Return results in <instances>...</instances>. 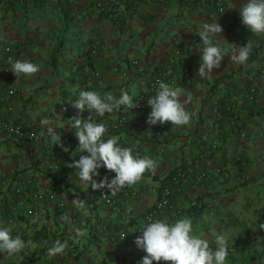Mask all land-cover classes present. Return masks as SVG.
Wrapping results in <instances>:
<instances>
[{
	"label": "crops",
	"instance_id": "crops-1",
	"mask_svg": "<svg viewBox=\"0 0 264 264\" xmlns=\"http://www.w3.org/2000/svg\"><path fill=\"white\" fill-rule=\"evenodd\" d=\"M95 1L0 0V118L21 123L42 135L43 119L60 112L65 118L78 114L74 100L87 86L115 96L126 90L135 97L149 77L134 72L130 61L137 59L151 70L166 59L170 50L179 48V65L192 70L191 77L176 86L190 97L186 107L192 113L191 123L171 124L164 134L157 136L148 123L144 129L137 130L130 122L105 136L116 135L132 149L153 154L158 162L157 169L146 171L136 184L115 193L104 189L116 198L121 213L106 206L100 198L103 189L82 183L75 168L70 166L77 156L71 153L78 145L72 130L62 125L59 128L61 133L64 131L65 145H70L69 152L59 145L52 146L45 135L37 142L0 130V202L7 205L14 200L13 187L18 181H23L24 188L30 192L41 190L56 195L55 200L31 197L30 211L15 215L11 222L6 217L0 218V225L9 226L14 236L19 235L27 242L19 253H0V264H137L146 253L135 244L136 228L156 201L162 176L185 162H193L211 173L218 166L222 168L221 174L213 173L215 177L211 174L203 182L190 186L191 193L187 196L176 195V201L185 208L183 216L194 221L197 234H205L209 242H215L219 234L213 226L221 218L225 221L230 211L225 206L219 208L223 203L218 196L208 193L222 186L216 185L219 180L229 179L238 185L242 177L253 176L264 168V114L246 113L252 105H264V36L251 33L242 23L238 11L240 0H226L222 13L194 0L165 3L106 0L109 5L106 11H99ZM216 19L222 25L221 36L225 40H221L225 46L231 42L239 47L251 41L252 48L259 50L251 52L255 59L245 64L235 63L226 55L220 67L201 77L198 31L204 22ZM94 40H100L96 55L91 52ZM6 46L11 48V61L31 60L40 65V71L19 79L12 71H4ZM10 62L5 66L10 67ZM114 65L118 67L116 70ZM97 69L102 70V76L90 78ZM222 74L232 76L220 84L216 96L205 101L210 84ZM249 89L255 94L252 102L246 96ZM228 91L237 110H243L232 122L234 132L226 129L223 122L220 125L214 115L215 98ZM120 111L128 112L123 106ZM82 116L88 118L89 113ZM117 116L114 111L103 117L93 114L92 118L102 122ZM213 139L221 142L217 152L210 148ZM160 147L164 148L163 153L158 152ZM99 171L97 180L104 175L110 178L115 175L106 168ZM132 190L140 195L126 194ZM223 195L220 196L224 199ZM77 196L86 200L85 209L74 206L72 199ZM196 196H203L206 207L193 214L189 208ZM60 202L62 206L58 207ZM183 216L171 213L168 218ZM77 228L84 235L74 239ZM57 239L68 241L66 250L49 257L46 250Z\"/></svg>",
	"mask_w": 264,
	"mask_h": 264
},
{
	"label": "clouds",
	"instance_id": "clouds-1",
	"mask_svg": "<svg viewBox=\"0 0 264 264\" xmlns=\"http://www.w3.org/2000/svg\"><path fill=\"white\" fill-rule=\"evenodd\" d=\"M238 11L242 23L251 33L264 36V0H240ZM222 25L215 21H206L198 31L201 38L199 47L200 61L198 75L207 77L214 67L221 65L223 58L228 55L232 61L245 64L250 56L253 44L235 47L234 43L225 46V40L221 33ZM8 67L17 79L30 77L40 71V65L31 60L16 59L10 62ZM157 90L147 98V104L151 111L147 116L149 125L171 122L172 125H190L192 113L186 105L190 97L185 95L181 87L172 86L165 80L157 81ZM183 97V99H182ZM138 100L126 90H121L119 96L112 93H101L96 90H81L74 100V106L78 109L76 116L65 118L63 112L55 113L49 118L43 119L45 131L53 145H59L65 152L70 151V145H65L60 126L73 131L78 138V146L72 151V155L80 154L79 159H74L70 166L77 169L76 175L82 183L91 185L93 189H107L113 193L124 187L132 186L140 181L146 171L154 172L158 167L157 160L150 155H135L133 149L124 146L120 138L111 135L105 138L108 126L105 122L94 120L93 114L103 117L106 113H112L122 106L128 109L134 108ZM87 111L88 118L81 114ZM87 153V154H84ZM106 168L115 173L111 178L102 176L99 180L100 169ZM74 206L83 210L86 208L85 199L77 196L72 199ZM63 215V214H62ZM65 219H67L65 217ZM140 235L136 236L135 244L146 255L137 264H153V261H170L171 264H226L230 251H232L227 235L215 236L214 247L210 246L205 234L198 235L194 227V221L188 217H178L174 220L167 217L151 218L142 227L138 228ZM127 234V233H126ZM126 234L120 238L124 239ZM84 235L80 228L75 230L74 239ZM68 241L61 242L57 239L51 247L47 248L49 257L63 254ZM27 246V242L19 235H13L12 229L6 225H0V253L13 255L21 252Z\"/></svg>",
	"mask_w": 264,
	"mask_h": 264
},
{
	"label": "built area",
	"instance_id": "built-area-1",
	"mask_svg": "<svg viewBox=\"0 0 264 264\" xmlns=\"http://www.w3.org/2000/svg\"><path fill=\"white\" fill-rule=\"evenodd\" d=\"M137 1V0H134ZM159 1L160 3L165 2H176L178 0H155ZM192 1V0H189ZM198 3H203L211 6L216 12L222 13L225 10L226 7V0H194ZM95 7L99 11H106L109 9V5L107 4L106 0H96L95 1ZM100 40H94L91 44V52L93 55H96L99 50ZM5 51V57L4 59V71L9 70L7 66H5L7 63H9L12 60V54H11V48L10 46H6L4 48ZM180 55L179 48H173L170 50L168 56L163 62H160L157 66H153L151 70H149L148 67H145V64H141L137 59H132L130 61V66H132V70L134 72L141 74H151L149 79L147 80L146 84L139 90L138 94L135 96V98L138 100L137 105L132 108L128 109L127 113H122L120 109L116 110L115 112L118 113V116L114 120H105L102 122H105L108 126V131L105 134V136H109L112 132L119 131L122 127H124L128 122H131L138 130V128L144 129L145 125H147V116L148 113L151 111L150 106L147 104V98L154 94L157 90V81L158 80H165L169 82L172 86H178L181 82H183L184 79L191 77L192 70L189 66L179 65L178 57ZM115 65L113 66V69H117ZM102 76V70L97 69L93 70L91 73L90 78H98ZM83 90H95L91 86H87ZM129 114H133L132 117H130ZM171 122H165L164 124H156V125H149L150 128L153 130V132L156 133L157 136L164 134V132L170 127ZM230 126H232L231 123H226L224 127L226 129H229ZM0 130L5 132L6 134L16 137V138H24L27 140L37 141L41 142L43 140V137L40 133H37L29 128H27L25 125H22L21 123L13 122L10 120H5L0 118ZM124 146H128L127 144L121 142ZM221 142L219 139H213L210 143V148L213 152H217L220 148ZM129 147V146H128ZM165 150L163 147H160L158 152L163 153ZM133 153L135 155H150L153 159H155V156L150 153L142 152L141 150H135L133 148ZM87 154V153H84ZM80 154L77 153V156L75 159H79ZM75 168V167H74ZM77 171V169L75 168ZM222 172V168L220 166L216 167L212 173L203 169L196 167L192 165L190 162L182 163V166L176 171V173L171 177V182L168 185H165L162 188L160 196L156 199V201L145 211L143 215V222L141 225H138L136 228V236L140 235L139 227H142L144 223L147 222L148 218H164L171 213L173 215H181L183 216L185 212V208L181 203H178L176 201V195H182L187 196L191 192L189 191V187L201 183L204 180L208 179L210 177V174H219ZM213 174V175H214ZM13 194L16 195V199L12 202L5 205L3 202H0V218L6 217L7 221L11 222L13 217L17 214H20V212L23 213V209L25 208L24 212L30 211V206L28 204V200L31 197H34L36 199L45 196L49 200H55L56 195L51 193H45L41 190H36L33 192H30L24 188L23 181H18L14 184L13 187ZM126 194L130 196H139V192L132 190L127 191ZM100 198L104 201L106 206L112 210L115 213H121V207L118 204L116 198L114 196L109 195L104 189L100 191ZM62 206V203L60 202L58 207ZM56 208V210H59V208ZM153 264H171L170 261H164L161 260L159 262L153 261Z\"/></svg>",
	"mask_w": 264,
	"mask_h": 264
},
{
	"label": "trees",
	"instance_id": "trees-1",
	"mask_svg": "<svg viewBox=\"0 0 264 264\" xmlns=\"http://www.w3.org/2000/svg\"><path fill=\"white\" fill-rule=\"evenodd\" d=\"M101 13H106V12H101ZM257 50H259V48L257 49L252 48L251 52H256ZM254 59H255V54L250 53L248 61L251 62ZM75 67L77 68L76 65ZM151 74H146V75L150 77ZM231 76H232L231 74H222L219 77L215 78L210 84V87L206 93L205 101H208L210 98H213L214 96H216L218 93L220 84L222 82L229 81ZM250 89H249V92H246V96L249 95L247 98L251 97L250 102H252L254 101L255 94L254 92H252V90L250 91ZM247 109L248 110L246 111V113H248L250 116L264 114V105L262 106L252 105L250 108H247ZM242 112H243L242 109L238 108L237 110L236 104L234 103V101L231 100V91H228L224 95H220L215 98L214 115L217 118V121L220 125L222 122L224 123V126H225L226 123H231L235 121L236 118L239 117V114H241ZM86 113L87 111L83 112L82 114H86ZM132 115H130V117H132ZM232 126H230V129H229L230 132H234L236 130V129L234 130L233 129L234 127ZM154 134L156 135L155 132ZM77 146L78 145H76L75 147ZM190 163L194 165L193 162H190ZM181 166L182 164H179L176 168H174L173 170L169 171L168 173L162 176L160 183H159L157 198L160 196L162 188L165 185L170 184L171 177L176 173V171ZM219 174H215V175H219ZM215 175L213 176L215 177ZM259 180L260 181L263 180V186H264V168L257 175H253L249 177H242L239 181V184L236 186H233L231 189L233 190L238 189L250 183L257 182ZM229 191L230 190H227V192L225 193V190H224V192H221L218 194L211 193L209 196L217 197L218 195L227 194ZM14 196H15L14 198L15 200L16 195ZM190 200H192V198ZM192 203L193 204L191 205L189 210L192 211L193 214L202 212L206 207V205L203 203V196H196ZM252 208H253L252 210L255 211L254 217H252L254 218L253 220L255 221V225L252 224L253 220L251 218L240 216L237 213L231 214V212L226 214L227 215L226 225L236 231V234L233 238V244L232 245L230 244L232 251H230V254L228 256V259L226 262L227 264H248L254 261H256L257 264H264V196H263V200ZM22 209L25 210V208H22ZM209 243H210V246L214 247L215 242H209Z\"/></svg>",
	"mask_w": 264,
	"mask_h": 264
},
{
	"label": "rangeland",
	"instance_id": "rangeland-1",
	"mask_svg": "<svg viewBox=\"0 0 264 264\" xmlns=\"http://www.w3.org/2000/svg\"><path fill=\"white\" fill-rule=\"evenodd\" d=\"M258 173L254 174L257 175ZM221 178V177H220ZM214 182V181H211ZM226 183V185H225ZM216 183H214L215 185ZM222 184L221 187L212 188L211 191L214 194H218L221 192L225 193L227 190H230L227 194L222 196L218 195V199L220 200V203H223L219 206L221 208L222 206H225L228 208V210L231 212V214L237 213L240 216H244L247 218H251L252 220L254 218L255 211L252 210L256 204L260 203L263 200L264 196V186H263V180H259L257 182L250 183L246 186H243L238 189H231L233 186H236V183H233L232 181L225 180V181H218V184ZM210 192L209 195L212 193ZM226 220L223 221V218L220 219L219 222H215L213 228H215V231H218V234H225L228 236L230 244L232 242V239L234 238L236 231L233 230L231 227L226 225ZM254 221V220H253ZM252 224L255 225V221Z\"/></svg>",
	"mask_w": 264,
	"mask_h": 264
}]
</instances>
